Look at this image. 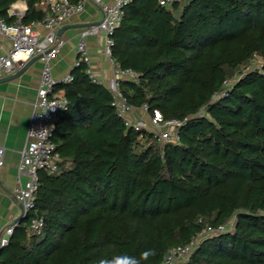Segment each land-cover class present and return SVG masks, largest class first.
<instances>
[{
  "label": "trees",
  "instance_id": "1",
  "mask_svg": "<svg viewBox=\"0 0 264 264\" xmlns=\"http://www.w3.org/2000/svg\"><path fill=\"white\" fill-rule=\"evenodd\" d=\"M18 1L0 0L8 24ZM22 1L24 23L46 16L45 0ZM111 37L114 62L136 74L119 82L127 102L187 119L178 140L127 125L109 89L74 67L54 88L67 100L52 138L58 170L39 173L0 264H98L146 249L155 254L141 264H162L230 224L185 264H264V0H131Z\"/></svg>",
  "mask_w": 264,
  "mask_h": 264
},
{
  "label": "built area",
  "instance_id": "2",
  "mask_svg": "<svg viewBox=\"0 0 264 264\" xmlns=\"http://www.w3.org/2000/svg\"><path fill=\"white\" fill-rule=\"evenodd\" d=\"M160 5L170 7L177 0H158ZM100 5L102 19L84 28L80 34L77 44V58L73 63V68L81 63L87 65V72L93 81L104 84L100 79L92 74L90 68V55L85 41L88 35H104L102 51L108 58L112 68V78L109 84L105 85L112 93L113 105L127 125L151 130L162 140L177 141L178 128L186 123V120L164 119L158 109L149 112L148 105H144L139 110L145 111L150 117V125L143 119H135L134 111L137 109L131 106L124 94L120 90L119 82L124 78L135 79L136 74L129 69H122L112 58L113 38L111 37L114 29L118 26L124 12V8L131 0H113L107 3L104 0H95ZM47 14L44 18L24 23L19 10L15 9L14 4L9 9V14L18 16L15 23L8 24L0 16V35L11 41V46L0 52V79L21 68L32 57L39 56L44 65L41 71L40 84L34 102L33 112L27 130V141L21 151V160L18 167L19 177H24V182L14 190L16 201L20 204L22 213L25 216L34 205L35 193L39 185V173L47 171L54 173L58 170L59 154L55 151L56 145L52 140L55 121L59 111L64 109L67 104L65 97L58 95L54 88L60 83L72 80L71 73L55 77L51 71V61L54 60L65 40L58 36V31L68 19L84 10V1L78 0H45L43 2ZM1 46V43H0ZM5 148L0 146V167L4 164ZM19 221L9 223L0 235V249L9 244L10 236ZM43 221L41 218H34L31 221V228L40 231ZM232 225H220L219 227H207L197 237L186 245L172 248L164 257L162 264H185L187 257L195 248L197 243L209 235H217L230 230Z\"/></svg>",
  "mask_w": 264,
  "mask_h": 264
},
{
  "label": "crops",
  "instance_id": "3",
  "mask_svg": "<svg viewBox=\"0 0 264 264\" xmlns=\"http://www.w3.org/2000/svg\"><path fill=\"white\" fill-rule=\"evenodd\" d=\"M83 1L84 10L72 15L58 31V36L65 40V44L61 47L57 57L50 63L52 74L55 77L71 73L78 54L77 44L81 32L85 27L102 19L100 5L95 0ZM104 1L113 2V0ZM14 7L24 13L27 4L21 0L16 2ZM85 41L90 55L92 74L105 85L109 84L112 78V68L102 51L104 35L101 33L88 35L85 37ZM0 43V52L6 51L11 46V41L1 35ZM43 65L42 59H36L20 75L8 78L17 69L4 76L5 80L0 81V146L5 148L4 164L0 167V235L3 229L20 217L22 213L21 206L15 199L14 190L24 182V177H19L18 167L21 151L27 141L28 125ZM136 113L142 114L139 109L136 110Z\"/></svg>",
  "mask_w": 264,
  "mask_h": 264
},
{
  "label": "clouds",
  "instance_id": "4",
  "mask_svg": "<svg viewBox=\"0 0 264 264\" xmlns=\"http://www.w3.org/2000/svg\"><path fill=\"white\" fill-rule=\"evenodd\" d=\"M154 254V250L146 249L140 253L139 258L126 254L115 255L111 258H100L98 264H141V261L148 260Z\"/></svg>",
  "mask_w": 264,
  "mask_h": 264
},
{
  "label": "water",
  "instance_id": "5",
  "mask_svg": "<svg viewBox=\"0 0 264 264\" xmlns=\"http://www.w3.org/2000/svg\"><path fill=\"white\" fill-rule=\"evenodd\" d=\"M39 58H40L39 56L32 57L21 68H19L12 76H10L8 78H13V77H16V76L20 75L33 61H35L36 59H39ZM5 79L6 78H1L0 81L5 80ZM19 220H20V217H18L16 219V221H19Z\"/></svg>",
  "mask_w": 264,
  "mask_h": 264
},
{
  "label": "rangeland",
  "instance_id": "6",
  "mask_svg": "<svg viewBox=\"0 0 264 264\" xmlns=\"http://www.w3.org/2000/svg\"><path fill=\"white\" fill-rule=\"evenodd\" d=\"M254 63H259V60L257 59ZM140 111L142 112V114H137L136 111H134V113H133L134 118L135 119H143V120H145L146 123H147V126L149 128H152L151 125H150V117L148 116V114L145 111H143V110H140Z\"/></svg>",
  "mask_w": 264,
  "mask_h": 264
}]
</instances>
